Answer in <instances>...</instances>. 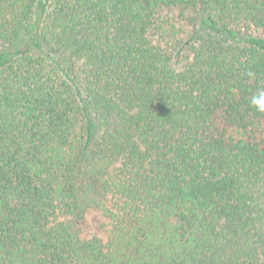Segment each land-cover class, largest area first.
Returning <instances> with one entry per match:
<instances>
[{
    "label": "trees",
    "instance_id": "16d2710c",
    "mask_svg": "<svg viewBox=\"0 0 264 264\" xmlns=\"http://www.w3.org/2000/svg\"><path fill=\"white\" fill-rule=\"evenodd\" d=\"M261 88L264 0H0V264H264Z\"/></svg>",
    "mask_w": 264,
    "mask_h": 264
},
{
    "label": "rangeland",
    "instance_id": "374dc122",
    "mask_svg": "<svg viewBox=\"0 0 264 264\" xmlns=\"http://www.w3.org/2000/svg\"><path fill=\"white\" fill-rule=\"evenodd\" d=\"M165 17H170L181 28V33L177 37H173L168 41V45L175 46L181 45L184 41L193 34L194 27L191 25L185 17L176 11H164ZM83 236L90 238L92 236H99L106 240L109 236V219L101 211H90L87 214L86 225L83 230Z\"/></svg>",
    "mask_w": 264,
    "mask_h": 264
},
{
    "label": "clouds",
    "instance_id": "9594fccd",
    "mask_svg": "<svg viewBox=\"0 0 264 264\" xmlns=\"http://www.w3.org/2000/svg\"><path fill=\"white\" fill-rule=\"evenodd\" d=\"M249 75H252L251 73ZM250 103L255 109L264 113V88L258 89L251 97Z\"/></svg>",
    "mask_w": 264,
    "mask_h": 264
}]
</instances>
